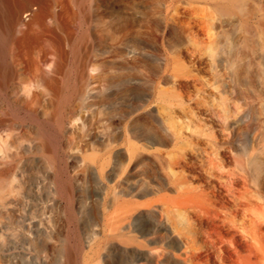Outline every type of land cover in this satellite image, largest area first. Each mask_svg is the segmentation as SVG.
<instances>
[{"label": "rangeland", "instance_id": "rangeland-1", "mask_svg": "<svg viewBox=\"0 0 264 264\" xmlns=\"http://www.w3.org/2000/svg\"><path fill=\"white\" fill-rule=\"evenodd\" d=\"M217 2L1 0L0 149L19 150L0 264H65V247L73 264H264L263 5L243 18ZM115 192L137 213L107 245Z\"/></svg>", "mask_w": 264, "mask_h": 264}, {"label": "bare ground", "instance_id": "bare-ground-1", "mask_svg": "<svg viewBox=\"0 0 264 264\" xmlns=\"http://www.w3.org/2000/svg\"><path fill=\"white\" fill-rule=\"evenodd\" d=\"M57 1V0H56ZM249 1L250 0H218V2H217V4L218 5H220L221 6V8L222 9H228V10H239L240 11V13H241V17H243V18H247L248 16H247V14H248V11H249V6H250V3H249ZM252 1V0H251ZM63 3V2H62ZM0 4H1V0H0ZM33 4H35V3H33ZM69 4V3H68ZM30 5H32L31 3H30ZM246 5V6H245ZM248 5V6H247ZM262 5H263V13H262V22H260L261 23V25H262V27H263V29H264V0H262ZM62 7V6H61ZM65 7H66V5H65ZM39 8V7H38ZM59 8V7H58ZM2 9V8H1ZM220 9V8H219ZM25 10V9H24ZM28 10V9H27ZM40 10V9H39ZM52 10L54 11L55 10V7H54V4H53V2L52 3H50V2H48V3H46L44 6H42V11H40L41 13L40 14H42V15H44V14H48V13H51L52 12ZM58 13V12H57ZM226 13V12H225ZM4 15H6V14H4ZM42 15H40L41 17H42ZM39 16V15H38ZM47 16H49V15H47ZM0 17H2V15L0 16ZM6 17V16H5ZM41 17H40V19H41ZM46 17V16H45ZM50 17V16H49ZM60 17V16H59ZM1 19V18H0ZM17 18L15 17L13 20H9L10 21V23H9V25L12 27V24L14 23V21L16 20ZM1 21H2V19H1ZM18 21H20L19 19H18ZM3 22V21H2ZM1 22V23H2ZM246 22V24H248V20H246L245 21ZM42 23V22H41ZM1 25H3V24H1ZM8 25V26H9ZM15 25V24H14ZM3 28V27H2ZM250 29V28H249ZM248 29V34L246 35V39L244 40L245 42H244V46H246L247 48H254L253 47V44L252 43H254V41H252V36H251V33H250V30ZM5 31V30H4ZM257 48V47H256ZM257 51V50H256ZM254 52H255V49H254ZM256 53L257 52H255V55H256ZM254 55V56H255ZM254 56H252V57H254ZM7 58V54H6V52H5V50L4 49H1L0 50V59L1 60H3L4 62H5V59ZM254 59V58H253ZM2 63V62H1ZM3 64V63H2ZM37 76H38V78H40L41 79V81H39V80H37V82H41L42 83V81L44 80L45 81V83H46V87L47 88H49V89H55V86H56V84H55V78H53V77H49V76H46V75H44V74H41L38 70H36V73H35ZM35 75V77H37ZM42 75H44V76H46V77H49V78H46V77H42ZM10 77H11V75H7V74H0V90L1 91H4V94L6 95L7 94V87H8V83H9V79H10ZM20 77V76H19ZM18 77V78H19ZM37 79V78H36ZM20 81V80H19ZM23 83H25V82H23ZM23 83H22V85H23ZM44 83V84H45ZM44 84H43V86H44ZM260 84L263 86L264 84H263V82H260ZM264 87V86H263ZM23 88V87H22ZM45 88V87H44ZM43 88V89H44ZM45 89V91L46 90H48V89ZM26 89V88H25ZM56 89H58L57 87H56ZM30 90V89H29ZM23 91V90H22ZM27 91H28V89H27ZM55 91V90H54ZM26 92V91H25ZM39 92V91H38ZM51 93V91H49L48 90V93ZM29 93V92H28ZM33 93V92H32ZM47 93V91H46V95L48 94ZM28 95V94H27ZM31 95V94H30ZM29 95V96H30ZM33 95V94H32ZM46 95H45V97H46ZM39 98H40V95L39 94H37V93H35L34 94V96L32 97V99H31V102H38V100H39ZM44 99H46V98H44ZM26 102H28L27 100H26ZM47 102V101H46ZM24 105V104H23ZM7 112V111H6ZM8 113V112H7ZM49 114V113H48ZM47 114V115H48ZM3 115V114H2ZM2 115H0V132H1V130L4 132V130H6L5 128H4V125L6 124L7 125V123L8 122H6V118H4V116H2ZM32 116H34V117H37V116H35V115H33L32 114ZM7 119H9V118H7ZM10 122V121H9ZM14 123V122H13ZM12 125V124H11ZM11 127V126H10ZM10 127H9V129H10ZM15 126H13V128H14ZM16 129V128H15ZM12 130V129H11ZM9 131V130H8ZM13 131V130H12ZM15 131V130H14ZM14 131H13V133H14ZM38 131V135L39 136H44V131L42 130V128H41V126H40V129L39 130H37ZM17 132H18V130H17ZM20 132V131H19ZM8 134H10V132H8ZM19 134V133H18ZM6 135V134H5ZM10 136H12L11 134H10ZM7 137V136H6ZM38 137V136H37ZM2 138V137H1ZM11 138V137H10ZM9 138V139H10ZM4 139V138H3ZM18 139V138H17ZM23 139V138H22ZM33 139V138H32ZM25 140V139H24ZM31 140V139H30ZM38 140V139H37ZM36 140V141H37ZM21 141V140H20ZM6 142V141H5ZM25 142H27V141H25ZM8 143V142H7ZM23 143V142H22ZM30 143H34V142H30ZM29 143V144H30ZM44 143V142H43ZM14 145L16 146V144L14 143ZM10 146V147H9ZM9 146L8 145H6V151L4 152V150H3V147H1V149H0V151H1V153H0V212L2 213V212H8V211H10L11 210V207H12V205L11 204H13V203H10V201H9V196H11V193H10V195L9 196H7L6 194H5V189H6V179L4 178L8 173H9V165H7V163H6V159H7V157H9L10 155H11V149H12V145H10L9 144ZM12 146V147H11ZM11 148V149H10ZM20 148H22V145H21V147ZM40 148V147H39ZM16 150L17 149V151L19 150V147H14L13 149H12V152H13V150ZM32 149V148H31ZM42 149V148H41ZM42 150H44V149H42ZM16 151V152H17ZM4 152V153H3ZM51 154V153H50ZM14 156V155H13ZM13 156L12 157H9V158H13ZM18 156V155H17ZM23 162V161H22ZM16 164V163H15ZM33 164V163H32ZM20 165H21V163H20ZM50 167V166H49ZM52 167H54V165L52 164ZM53 169H55V168H53ZM48 170V169H47ZM53 171V170H52ZM22 178H24V177H22ZM25 181V180H24ZM19 184V183H18ZM22 184V183H21ZM119 185L122 187V190L121 191H128V192H130V191H132V190H134V189H136V186L133 184V182L131 181V178H126V179H121L120 180V182H119ZM47 186V185H46ZM10 187V186H9ZM21 187V186H20ZM23 187V186H22ZM69 187H70V185H69ZM52 188V187H51ZM7 189H8V187H7ZM10 189H14V188H10ZM38 189V188H37ZM41 189V188H40ZM9 190V189H8ZM14 190H16V188L14 189ZM22 190V189H21ZM116 190V189H115ZM115 190H113V191H115ZM117 190H118V188H117ZM13 191V190H12ZM16 191H18V190H16ZM56 191V190H55ZM8 192V191H7ZM40 192H41V190H40ZM117 192V191H116ZM116 192H115V194H109L108 196H107V198H109V201H111V203L112 204H116V203H119L118 205H119V209L121 208V210H118V208H116V210H115V212H114V217H115V219L113 220H110V219H108V216L105 214L104 215V220H105V225H106V227H108L109 229L108 230H106V228H105V231H104V234H103V240H104V242L108 245L109 243H111V241L112 240H115V239H117V237H119V236H121V235H123V234H125V233H127V232H130L131 230H132V226H133V222H132V220H130V217L134 214V212L136 211V209L134 208V206H133V201H131V200H127V199H122V201L120 202V199L122 198L121 196H119V194H116ZM139 192L142 194V195H144V194H146L148 191L146 190V189H140L139 190ZM14 193V192H13ZM16 193V192H15ZM38 193H39V191H38ZM54 193V192H53ZM19 194H20V192H19ZM21 195V194H20ZM56 195V194H55ZM134 195V194H133ZM12 196H13V194H12ZM53 197V196H52ZM28 199V198H27ZM40 200V199H39ZM51 203V202H50ZM49 203V204H50ZM54 203V202H53ZM45 205V204H44ZM144 205H148V206H151L152 204H151V202H149V201H147V202H145L144 203ZM53 207H54V204H53ZM47 210V209H46ZM32 212H34V210L32 211ZM43 212V211H42ZM51 213H52V210L50 211ZM137 213V211L135 212V214ZM50 214V213H49ZM49 214H46L47 216L49 215ZM54 214V213H53ZM46 215H44V218L46 217ZM52 215V214H51ZM51 215H49L50 217H51ZM162 215H163V213H162ZM34 216V215H33ZM37 218V217H36ZM35 219V218H34ZM33 219V220H34ZM38 219V218H37ZM49 218H47V220H48ZM50 222H51V219L49 220ZM45 222V221H44ZM50 222H48L49 224H50ZM28 223V222H27ZM29 223L32 225V223L29 221ZM41 224H43V223H41ZM45 224V223H44ZM36 225H38V223H35V226ZM46 225V224H45ZM45 225H43V226H45ZM52 226H53V224H51ZM40 226H42V225H40ZM152 227H154V228H159V229H164V228H166V229H168L167 227H164V225L163 224H157V225H155V226H153V225H151ZM47 227V226H46ZM97 227V226H96ZM47 229H49V228H47ZM9 230V229H8ZM147 230H149V231H145V232H143V234H149L150 233V230L151 229H147ZM49 231H50V229H49ZM29 232V231H28ZM97 233V231H94V234H96ZM134 233V232H133ZM3 234V233H2ZM92 234H93V232H92ZM93 234V235H94ZM98 234V233H97ZM32 235V234H31ZM2 236V235H1ZM13 237H14V235H12ZM96 236V235H95ZM98 236V235H97ZM96 236V237H97ZM95 237V238H96ZM4 238V237H3ZM53 238V237H52ZM123 238V237H122ZM29 243H30V241H29ZM65 243V242H64ZM125 243H127V244H131L132 243V239H127L126 241H125ZM152 250V249H151ZM45 254V253H44ZM29 256V255H28ZM64 258H65V261H66V263L67 264H73L74 263V260H73V257H72V253L71 252H69V250L65 247V249H64V256H63ZM102 257V256H101ZM130 257V256H129ZM45 258V257H44ZM64 258H62V259H64ZM100 259H102V258H100ZM103 260V259H102ZM138 260L139 259H137L136 257H134V256H131L129 259L127 258V261H125V263L124 264H139L138 263ZM62 262V261H61ZM63 262H64V260H63ZM65 263V264H66ZM61 264V263H60ZM104 264H105V262H104ZM106 264H109L108 262H106Z\"/></svg>", "mask_w": 264, "mask_h": 264}]
</instances>
